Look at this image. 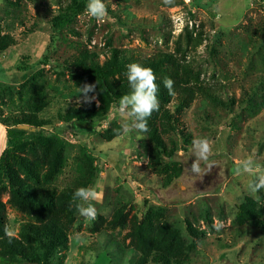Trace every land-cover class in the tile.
Here are the masks:
<instances>
[{
	"label": "rangeland",
	"instance_id": "374dc122",
	"mask_svg": "<svg viewBox=\"0 0 264 264\" xmlns=\"http://www.w3.org/2000/svg\"><path fill=\"white\" fill-rule=\"evenodd\" d=\"M77 1L83 12L56 31L52 18L73 0H0V37L14 43L0 53V157L10 146L1 119L28 115L44 126H18L26 148L16 153L52 175L57 193L86 182L53 264H264V0ZM113 51L129 66L167 56L157 78L174 92L136 90L110 104L95 132L61 121L70 107L101 104L73 63L101 65ZM152 131L178 151L170 168ZM1 183L0 264H31L11 258L5 239L34 220Z\"/></svg>",
	"mask_w": 264,
	"mask_h": 264
},
{
	"label": "trees",
	"instance_id": "16d2710c",
	"mask_svg": "<svg viewBox=\"0 0 264 264\" xmlns=\"http://www.w3.org/2000/svg\"><path fill=\"white\" fill-rule=\"evenodd\" d=\"M83 1L73 0L72 4L52 18L51 25L53 30L62 29L67 24L71 23L74 17L79 15L84 10ZM13 41L8 36L0 37V53L5 51ZM44 65L46 58H44ZM129 59H125L117 51H113L111 58L99 65L93 60H79L73 63V68L80 73L82 79L93 81L97 84V93L100 97L101 104L98 108L95 105H88L85 108L70 107L63 115H60V120L64 123H72L74 128L79 131L95 132L98 122L106 118L110 104L114 103L121 105V101L131 95L138 89L147 90L152 96L165 97V92L172 93L174 89L172 79H166L165 82L158 80L157 76L163 73V65L168 62L165 55L158 57L143 58L134 62V65L129 66ZM134 66V67H133ZM137 66L144 73H134V68ZM128 74V79L115 80V76ZM152 76V77H151ZM154 77V78H153ZM166 90V91H164ZM184 91V89L182 90ZM186 91V90H185ZM202 94L214 102H220L217 97L211 94L207 89H200ZM167 94V96H169ZM180 101L192 99L191 93H182ZM35 112L41 109L38 105H32ZM5 126L6 135L8 137L9 148L5 149L0 157V182L2 185L10 186L14 205L22 212L33 218L34 223L24 222L20 225V238H6L8 249L11 253L10 257L17 256L31 264H53L54 258L61 249L65 248L66 229L68 221L71 220L76 208V201L86 192V182L81 178L69 184L62 192L57 193L56 189L50 185L52 175L40 176L35 173V167H30L27 161H24L18 153L23 152L26 148L25 135L26 131L20 129V125H28L33 128H42V122L29 118L25 115L20 120L10 121L7 118L1 119ZM154 145L160 148L159 154L163 159L160 161L167 165H175L178 151L176 148L167 149L158 135L152 131L149 133ZM52 140L42 139L41 145L43 151L51 152L50 144ZM58 149L57 147L54 148ZM9 157L13 158L21 168V173L25 179H29L33 184L39 186H30L26 180H22L18 174V170L9 163ZM176 171V170H175ZM3 181L5 183H3ZM24 181V182H23ZM35 189V190H34ZM264 229V222L257 221ZM0 230L4 231L2 204L0 203ZM189 230H191L189 228ZM161 256H156L154 261L157 263ZM168 264L167 260L164 263Z\"/></svg>",
	"mask_w": 264,
	"mask_h": 264
}]
</instances>
